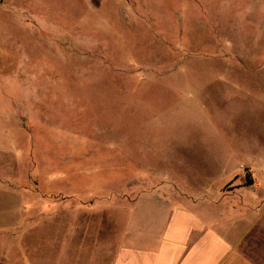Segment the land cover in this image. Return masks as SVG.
<instances>
[{
    "label": "rangeland",
    "instance_id": "rangeland-1",
    "mask_svg": "<svg viewBox=\"0 0 264 264\" xmlns=\"http://www.w3.org/2000/svg\"><path fill=\"white\" fill-rule=\"evenodd\" d=\"M258 164L264 0H0V223Z\"/></svg>",
    "mask_w": 264,
    "mask_h": 264
},
{
    "label": "crops",
    "instance_id": "crops-1",
    "mask_svg": "<svg viewBox=\"0 0 264 264\" xmlns=\"http://www.w3.org/2000/svg\"><path fill=\"white\" fill-rule=\"evenodd\" d=\"M255 168L260 176L236 179L228 192L235 178L216 186L211 173L192 187L176 182L172 194L135 195L107 222H88L85 209H48L43 228L8 210L0 264H264V164Z\"/></svg>",
    "mask_w": 264,
    "mask_h": 264
}]
</instances>
